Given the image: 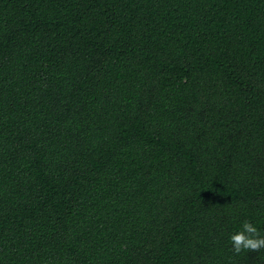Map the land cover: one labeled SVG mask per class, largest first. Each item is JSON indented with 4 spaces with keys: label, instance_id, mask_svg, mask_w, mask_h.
Here are the masks:
<instances>
[{
    "label": "trees",
    "instance_id": "16d2710c",
    "mask_svg": "<svg viewBox=\"0 0 264 264\" xmlns=\"http://www.w3.org/2000/svg\"><path fill=\"white\" fill-rule=\"evenodd\" d=\"M264 0H0V264H264Z\"/></svg>",
    "mask_w": 264,
    "mask_h": 264
},
{
    "label": "clouds",
    "instance_id": "9594fccd",
    "mask_svg": "<svg viewBox=\"0 0 264 264\" xmlns=\"http://www.w3.org/2000/svg\"><path fill=\"white\" fill-rule=\"evenodd\" d=\"M229 239L235 254H240L242 251L258 252L264 249V235H261L258 228L247 220L242 223L241 230L231 234Z\"/></svg>",
    "mask_w": 264,
    "mask_h": 264
}]
</instances>
